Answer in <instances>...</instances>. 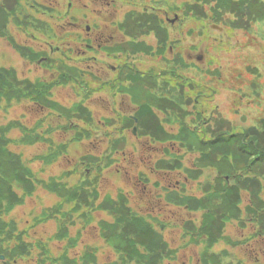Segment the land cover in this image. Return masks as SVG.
I'll return each mask as SVG.
<instances>
[{
    "label": "rangeland",
    "instance_id": "obj_1",
    "mask_svg": "<svg viewBox=\"0 0 264 264\" xmlns=\"http://www.w3.org/2000/svg\"><path fill=\"white\" fill-rule=\"evenodd\" d=\"M194 1L0 0V67L15 72L12 78L19 83L16 88L15 84L4 88L0 84L1 145L11 158L22 156L38 181L33 182L32 195L26 197L15 186L23 203L12 208L7 201L0 204L2 254L14 257L16 249L8 254L6 242L18 246L25 241L35 255L41 252L37 244L42 241L52 254L75 258L76 264H85V255L87 264H135L136 260L123 263L130 250L119 249L118 241L113 242L107 231L110 226L121 229L128 225L106 202V196L115 198L123 191L130 200L124 206L132 212L150 211L166 223L163 233L170 252L164 264H216L203 258L202 246L192 242L186 231L188 221L199 223L200 212L170 205L161 211V204L145 201L149 190L161 193L162 187L173 190L180 186L179 191L184 188L186 194L200 196L201 183L213 172L188 179L181 172L168 174L149 168L167 156L168 144L137 136L140 106L132 92L138 88L131 87L142 77L173 85L175 71L213 88L216 94L211 106L234 130L264 121V21L247 29L230 26L231 16L224 19L227 24H208L205 16L183 14L186 4ZM209 8L204 3V12L200 9L198 13L210 12L211 16ZM63 71L66 78H61ZM41 85L47 89L36 90ZM56 106H78L77 111L87 107L93 114L88 127L93 134L84 133L83 140H74L75 129L86 126L85 120L75 117L69 126L75 123L77 128H68ZM154 110L162 120L164 112ZM127 117L134 119V126H126ZM164 127L176 130L178 124L164 122ZM52 150L59 154L54 161L49 156ZM91 156L106 166L115 160L100 172L95 189L78 186L84 178L94 177L85 165V158ZM194 158L185 154V165L193 168ZM140 174L149 178V185L138 182ZM84 191L87 202H64L62 193ZM247 199L245 194V204ZM45 214L51 215L41 222ZM69 221L67 233L75 242L72 247L67 240L54 238L61 232L62 222ZM254 227L251 221L226 224L213 250L220 256V264H264V236L256 235ZM26 262L41 264L35 256Z\"/></svg>",
    "mask_w": 264,
    "mask_h": 264
},
{
    "label": "trees",
    "instance_id": "obj_2",
    "mask_svg": "<svg viewBox=\"0 0 264 264\" xmlns=\"http://www.w3.org/2000/svg\"><path fill=\"white\" fill-rule=\"evenodd\" d=\"M204 3L209 5L211 16H208L210 12L203 13V15L198 13L200 9L204 12ZM182 11L185 16L189 15L191 18L205 16L206 19H209L208 24L214 22L227 24L224 19L231 16V19H227L230 26L247 29L253 23L264 21V0H196L186 4ZM139 74L143 76L142 73ZM165 74L169 77L167 72ZM13 75L15 72L0 67V84L3 85V88L8 84H15L14 88L19 85L18 80L12 78ZM66 76L67 74L63 71L61 78H66ZM171 79L173 85L167 80H164L160 85L156 79L149 80L142 77L141 82H134L131 86L138 88V92H132L135 103L140 106L139 112L136 114L138 118L137 136L141 138V135H147L156 143L168 144L165 149L167 156L157 163L154 162L149 168L154 172L168 174L181 172L188 179H198L203 173L208 175L211 171L213 173L201 183L200 196L186 194L184 188L179 191L180 186L174 187L173 190L171 187H162L161 193L149 190L145 201L147 204H161L159 208L161 211L170 205L188 211L200 212L199 223L187 222V227L190 226V229L186 228L187 234L192 235L190 238L192 242L202 246L203 258H206V261L220 264L221 258L213 250L214 246L222 239L227 223L237 220L243 225L246 224V221H251L256 227H254L256 235L264 236V121L260 125L247 129L234 130L229 121L220 116L216 107L211 106L216 94L213 88L175 71ZM44 88L47 89V86L42 87L41 85L36 90L42 92L41 89ZM76 107L69 109L64 106H56L57 109L62 110L68 128H77L75 123L74 126H69L75 117L85 120L86 126L81 125L77 130L75 129L73 137L74 140L80 141L84 139V133L88 137L93 134L94 131L88 127L94 120L92 112L87 107L79 111H77L78 106ZM154 109L164 112L162 120ZM126 119L127 127L135 125L134 119L129 117ZM164 122L178 124V128L176 130L166 129ZM1 136L0 204L7 201L12 205L9 208H12L23 203L24 200V197L20 198L14 190L15 186L21 187L26 197L32 195L33 182L38 181L31 168L23 164L22 156L11 158L13 155L1 145ZM185 154L195 155L193 168L185 165ZM58 155L56 150H52L49 154L52 161ZM85 160H87L85 165L88 166V170H92L94 177L91 178L92 180L84 178L85 182L82 181L78 186L98 188L100 172L104 167L115 163V160L109 162L108 166L93 156L87 157ZM47 161L49 162V160ZM138 182L143 186L150 184L149 178L143 174H140ZM52 185L55 186L56 183L53 182ZM153 185L157 189L159 182ZM85 193V191L84 193L69 192L64 195L62 193V196L66 197V201L64 200L66 203L70 201L87 202ZM94 193L98 194L96 190ZM127 194V192L120 191L115 198L111 195L106 196V202L110 204L111 211L118 214L122 223L128 222V225L125 223L121 229L117 225L110 226L107 230L113 236L112 241H118L115 244L119 249L130 250V254L126 253L123 263L136 260L135 264H164L166 255L170 252L168 241L163 233L167 228L166 223L151 214L150 211L146 214L132 212L131 207L124 206L130 202ZM245 194L248 198L247 204L243 200ZM164 201L167 203L165 206ZM72 207L75 209L74 206ZM50 215H43L40 221L47 220ZM52 217L54 218L53 214L50 219ZM66 217L67 220L69 216ZM71 222H62L61 232L54 237L61 241L67 240V246L70 247L75 245L67 233V223ZM131 234L134 236L131 237ZM37 245L41 251L50 249L47 243L42 241ZM25 248H30L31 251L32 246L20 247L21 250ZM141 248L144 251L140 250ZM224 254L226 253L224 252ZM49 260L52 261V264L58 262V264L77 263L69 256L50 258ZM83 261L87 264L86 255Z\"/></svg>",
    "mask_w": 264,
    "mask_h": 264
},
{
    "label": "flooded vegetation",
    "instance_id": "obj_3",
    "mask_svg": "<svg viewBox=\"0 0 264 264\" xmlns=\"http://www.w3.org/2000/svg\"><path fill=\"white\" fill-rule=\"evenodd\" d=\"M113 55H114V53H113ZM125 96H127V95H125ZM11 242H12V238H11ZM6 244L7 245H5L4 247H8V249H6L7 250L6 252L8 254L15 252L14 249H16L17 253L13 257L11 254L6 256L0 252V264H25V263H27L26 261H28L31 256H35L36 261L40 260L41 264H52V261L49 260L50 258H53V259L61 258V256H56V255L52 254L51 250L36 252L35 255L32 254V251H30L29 249L25 248V249L21 250L20 247L27 246L25 241L18 243V246H13L12 243L9 246V243H7V242H6ZM73 259H75V258H73ZM55 262H57V261H55ZM58 263H55V264H58Z\"/></svg>",
    "mask_w": 264,
    "mask_h": 264
},
{
    "label": "water",
    "instance_id": "obj_4",
    "mask_svg": "<svg viewBox=\"0 0 264 264\" xmlns=\"http://www.w3.org/2000/svg\"><path fill=\"white\" fill-rule=\"evenodd\" d=\"M134 132L136 133V128H134Z\"/></svg>",
    "mask_w": 264,
    "mask_h": 264
}]
</instances>
